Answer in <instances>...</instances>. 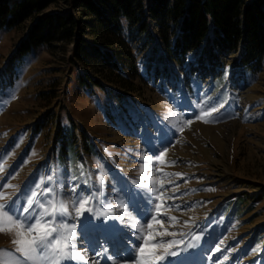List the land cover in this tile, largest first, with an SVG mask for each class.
Here are the masks:
<instances>
[{
    "label": "rangeland",
    "instance_id": "rangeland-1",
    "mask_svg": "<svg viewBox=\"0 0 264 264\" xmlns=\"http://www.w3.org/2000/svg\"><path fill=\"white\" fill-rule=\"evenodd\" d=\"M29 25L0 31V74ZM144 38L136 32L129 38L138 61L151 47L139 51ZM71 48H42L21 66L15 86L0 93V185H7L0 188L5 194L0 203L11 204L23 218L20 210L31 192L52 189L50 196L36 198L29 215L37 218L41 201L53 200L58 211L61 205L66 209L55 217L56 226H68L61 231L75 236L69 241L75 249L69 251H79L84 260L62 264H135V245L142 243L137 229L156 215L157 205L166 222L151 231L176 235L156 236L164 259L155 264H264V232H259L264 196L255 199L264 193V65L247 72L245 80H216L213 87L204 78L196 96L184 90L185 96L169 97L145 85L144 96L134 97L151 114L152 124L142 123L138 134L124 135L105 119L99 100L68 96L75 71ZM234 57L229 56L228 65ZM51 115L55 123L74 121L84 127L98 146L102 160L87 157L83 186H74L56 160L55 128L36 132ZM242 195L249 198L239 203ZM82 199L89 201L88 210L80 214L76 209ZM235 201L238 210L230 214ZM15 238L14 231L0 233V264H28L11 243Z\"/></svg>",
    "mask_w": 264,
    "mask_h": 264
},
{
    "label": "trees",
    "instance_id": "trees-1",
    "mask_svg": "<svg viewBox=\"0 0 264 264\" xmlns=\"http://www.w3.org/2000/svg\"><path fill=\"white\" fill-rule=\"evenodd\" d=\"M27 22L0 74V93L15 86L21 66L42 48L71 46L69 62L75 71L69 76L68 96L99 100L105 119L124 135L138 134L142 123L152 124L153 117L134 97L143 95V86L169 97L185 96L184 90L196 96L204 78L213 87L216 80H245L247 72L261 71L264 65V0L0 1V31ZM134 32L145 37L138 42L139 51L151 45L139 61L129 41ZM230 55L235 57L228 65ZM226 66L229 71H224ZM225 113H232L231 106ZM46 127L55 128L57 162L66 167L74 186H83L87 157L102 160L98 146L74 121L55 123L51 115L36 132ZM248 198L240 196L239 203ZM236 210L237 201L230 214Z\"/></svg>",
    "mask_w": 264,
    "mask_h": 264
},
{
    "label": "snow or ice",
    "instance_id": "snow-or-ice-1",
    "mask_svg": "<svg viewBox=\"0 0 264 264\" xmlns=\"http://www.w3.org/2000/svg\"><path fill=\"white\" fill-rule=\"evenodd\" d=\"M212 111H216V109H212ZM205 115H211V113L208 112ZM163 155L161 153V156ZM101 184H103L102 179ZM2 187H7V185H0V188ZM37 187H40V185H37ZM52 191V189H45L43 193L31 192L26 206L20 210L23 218L14 213L11 204L6 205L0 203V233L15 232L16 238L11 243L16 246V251L23 256L24 260L28 261V264H44L47 261H52L53 264H62L64 260L74 258L80 261L84 260L83 255L79 251H69V249H75V244L69 242L74 240L75 236L74 234L65 235L61 231L62 229L66 230L68 226L64 224H60L59 227L56 226L57 222L55 217L65 214L66 209H64L63 205L60 206V210L58 211L53 200H49L47 205L41 201L38 204L41 212L36 214L37 218L34 219L33 216L29 215L31 209L37 203L36 198L41 194L50 196ZM3 199H5V194L0 192V200ZM88 202L86 199L80 200L79 207L76 211L80 214L87 211L86 205ZM131 204L132 201H129V205ZM160 208L161 205H157L156 215L149 216L140 225V228L137 229L138 233H142L138 235V239L142 243L135 245L137 255L132 258L135 264H155L156 261L164 259L163 255L158 254L162 244L156 241V236L176 235V233L168 232L167 230L163 232L151 231L154 224L158 225L161 229L164 228L166 221L162 217ZM49 217L52 219L49 220ZM120 219L123 220L124 217H120ZM167 219L171 221L176 220L175 217H169ZM145 227L148 231L143 233ZM167 251L168 249L164 248V252L167 253ZM48 253L52 255L49 256L47 255ZM171 254L175 255L174 252Z\"/></svg>",
    "mask_w": 264,
    "mask_h": 264
}]
</instances>
